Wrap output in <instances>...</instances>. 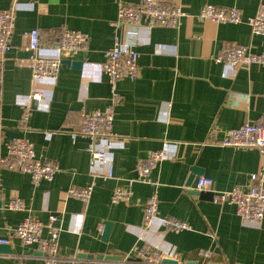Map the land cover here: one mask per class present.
<instances>
[{
	"label": "crops",
	"instance_id": "crops-1",
	"mask_svg": "<svg viewBox=\"0 0 264 264\" xmlns=\"http://www.w3.org/2000/svg\"><path fill=\"white\" fill-rule=\"evenodd\" d=\"M159 1L179 5L187 15L178 26L138 29L139 76L116 83L121 103L114 136L96 140L106 159L92 164L91 139L81 134L74 139L72 133L79 132L84 113L112 102V84L102 69L105 52L115 36L125 38L129 27L114 24L120 3L141 0H0V9L15 14L13 47L0 62V154L11 138L23 137L43 160L59 165L53 179L37 184L27 173L0 166V238H8L14 250L0 253V264H43L38 246L24 245L14 234L27 217L52 222L60 230L59 256L80 259V264H144L136 254L140 248L184 263H201L199 251L205 249L213 251L209 264H264V219L244 221L234 204L193 193L199 191L200 176L211 177L217 191H227L247 190L252 173L264 174L258 149L222 144L229 129L264 124V64L235 68L215 60L233 45L264 51V36L253 34L250 25L264 0ZM207 4L236 7L242 21L201 20L197 14ZM35 28L41 34L40 56L82 61L83 66L62 64L57 78H34L27 34ZM65 28L89 34L87 47L77 53L58 49ZM35 91L41 99L33 100ZM27 105L31 108L23 119ZM155 150L166 157L152 168L149 181L138 180V165ZM88 186V200L68 194L71 187ZM118 187L130 194L114 203ZM152 194L158 197V218L145 227ZM14 198L23 200L24 209L8 208ZM162 217L184 220L192 228L166 229ZM107 222L112 225L104 239L100 225ZM42 234L48 237L49 229ZM99 254L121 259H98Z\"/></svg>",
	"mask_w": 264,
	"mask_h": 264
},
{
	"label": "built area",
	"instance_id": "built-area-1",
	"mask_svg": "<svg viewBox=\"0 0 264 264\" xmlns=\"http://www.w3.org/2000/svg\"><path fill=\"white\" fill-rule=\"evenodd\" d=\"M187 15V12L179 5L162 3L159 0H141L138 4L120 3L118 19L115 25L128 24L125 38L115 36L114 44L105 52V61L102 69L108 75L112 84V102L104 109L92 113H84L80 122L79 132H73L75 139L79 134L87 136L92 143L88 147L91 154V163L104 161L106 152L96 146V140L101 138L111 139L114 136L113 125L115 112L121 103V97L116 87V83L124 78L135 79L139 76V52L137 50L138 29L147 26H178L180 19ZM197 17L201 20L212 19L219 23H240L242 13L236 7H217L207 4L201 8ZM15 14L13 10L0 9V62L5 59L13 47L12 36L14 31ZM252 32L255 35L264 36V4H261L255 14L250 19ZM30 51L29 60L31 62L34 78H57L62 62L60 58L43 57L37 52L41 46L40 31L35 28L28 32ZM90 41L87 33L65 28L59 40L56 42L58 49L68 50L77 53L84 50ZM217 62L228 64L239 68L244 65L264 64V51L253 52L248 46L233 45L222 56H216ZM41 93L33 92V100L41 99ZM31 106H26L23 119H27ZM224 146L237 148H255L264 156V124L246 122L239 127L229 129L227 136L223 139ZM6 150L0 154V166L11 170L27 173L31 176L34 184L43 179L51 180L59 170V165L43 160L38 156L34 143L23 137H13L5 143ZM166 157L163 150H155L150 153L147 160L138 165V180L149 181V175L154 166ZM112 174V172H111ZM196 189L199 191H212L215 203L230 202L235 205L240 218L244 221L261 223L264 219V174L263 172L252 173L250 184L247 190L236 186L227 191H217L214 187V180L208 176H200L196 180ZM69 196L81 200H88L92 194V186L85 188L71 187L68 190ZM130 192L125 188H116L112 200L114 203L127 200ZM8 208L12 210L24 209V202L19 198H14L8 203ZM159 201L155 194L149 196L145 205L144 226H150L158 218ZM51 220H55L52 216ZM161 225L166 229L180 231L189 230L191 225L178 218H160ZM44 227L49 229V236H43ZM103 231L105 225L101 224ZM14 234L24 245H36L42 253L43 264H80L81 260L73 258L65 261L59 252L60 230L49 222L44 225L40 220L27 217L15 229ZM8 238H0V243H9ZM213 251L202 249L199 251L203 261L198 264H209L207 261L212 257ZM139 260L144 264H171L164 262L165 258H177L168 256L158 250H146L140 248L136 250ZM178 261V260H177ZM127 263V261H124ZM176 264H192L180 262Z\"/></svg>",
	"mask_w": 264,
	"mask_h": 264
},
{
	"label": "water",
	"instance_id": "water-1",
	"mask_svg": "<svg viewBox=\"0 0 264 264\" xmlns=\"http://www.w3.org/2000/svg\"><path fill=\"white\" fill-rule=\"evenodd\" d=\"M62 64H67L68 66H72L73 68H80L83 66V62L82 61H77V60H71V59H62L61 60ZM197 169H194L193 171H195ZM194 179V176L191 175L188 180H187V184L191 185L192 181ZM193 193L195 194H199L202 198L205 197L206 199H210L213 200V196L214 193L212 191H193ZM111 223L107 222L105 225V230L103 232V237L104 239H107L110 233V229H111ZM0 253H14V250L12 249L11 245L8 243H0ZM80 257L83 258H89V259H93L95 256L94 254H85L82 253L80 254ZM98 259H121V256L118 255H103V254H99L96 256ZM164 262L166 263H171V264H176L178 261L176 259L173 258H165Z\"/></svg>",
	"mask_w": 264,
	"mask_h": 264
}]
</instances>
